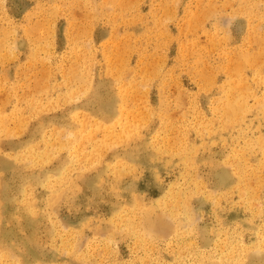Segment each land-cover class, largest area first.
Returning a JSON list of instances; mask_svg holds the SVG:
<instances>
[{
	"label": "rangeland",
	"instance_id": "obj_1",
	"mask_svg": "<svg viewBox=\"0 0 264 264\" xmlns=\"http://www.w3.org/2000/svg\"><path fill=\"white\" fill-rule=\"evenodd\" d=\"M262 248L264 0H0V264Z\"/></svg>",
	"mask_w": 264,
	"mask_h": 264
},
{
	"label": "bare ground",
	"instance_id": "obj_2",
	"mask_svg": "<svg viewBox=\"0 0 264 264\" xmlns=\"http://www.w3.org/2000/svg\"><path fill=\"white\" fill-rule=\"evenodd\" d=\"M232 113V112H231ZM111 116V115H110ZM130 127V126H129ZM126 128V127H125ZM126 130V129H125ZM122 132V131H121ZM124 132V131H123ZM123 132H122V134H123ZM128 132V131H127ZM130 132V131H129ZM128 132V133H129ZM111 133V132H110ZM127 134V133H126ZM126 134H124V136H128V134L126 135ZM120 136V135H119ZM123 136V135H122ZM69 142V141H68ZM67 143V142H66ZM68 144V143H67ZM70 144H72V143H70ZM69 144V145H70ZM99 146V145H98ZM71 148V147H70ZM99 148V147H98ZM97 152H99V151H97ZM95 155V154H94ZM47 158V157H46ZM56 192V191H55ZM59 192H61V191H59ZM180 194V193H179ZM57 195V194H56ZM176 195H178V194H176ZM55 196V195H54ZM58 198H60L59 196H57ZM56 197V198H57ZM53 199V198H52ZM174 199H175V197H174ZM189 200V199H188ZM53 202H54V200H53ZM52 202V203H53ZM51 203V202H50ZM155 211V210H154ZM143 212V211H142ZM146 212V211H145ZM148 212H149V210H148ZM144 213V212H143ZM146 214V213H145ZM144 214V215H145ZM163 215V214H162ZM160 213L157 215V212L156 213H154V212H150V213H147L142 219H143V227H145V233L146 234H151L152 236H153V233H154V235H158L159 236V233H169L170 231H172V229H173V224H172V219L170 218V216L171 215H169V216H162ZM168 215V214H167ZM191 219V218H190ZM130 221H132V220H130ZM140 221V220H139ZM181 222V221H180ZM140 223H142V222H140ZM136 227H137V225H136ZM156 233V234H155ZM145 234V235H146ZM150 236V235H149ZM144 237H146V236H144ZM73 248H75V246L76 245H74L73 244ZM72 249V248H71ZM263 250H264V248H262ZM77 250V249H76ZM75 250V251H76ZM72 251V250H71ZM255 251H258V250H255ZM250 252V251H249ZM260 253V252H259ZM245 257L247 258V253H246V255H245ZM246 260V259H245ZM242 261V260H241ZM236 263V262H235ZM239 263V262H238ZM243 263H244V261H243Z\"/></svg>",
	"mask_w": 264,
	"mask_h": 264
},
{
	"label": "snow or ice",
	"instance_id": "obj_3",
	"mask_svg": "<svg viewBox=\"0 0 264 264\" xmlns=\"http://www.w3.org/2000/svg\"><path fill=\"white\" fill-rule=\"evenodd\" d=\"M98 102L103 103L104 101L101 98H98Z\"/></svg>",
	"mask_w": 264,
	"mask_h": 264
}]
</instances>
